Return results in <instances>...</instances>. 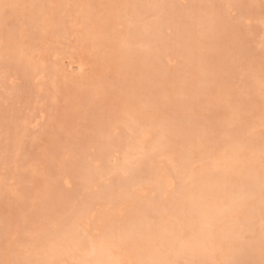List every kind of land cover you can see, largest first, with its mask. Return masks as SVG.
I'll list each match as a JSON object with an SVG mask.
<instances>
[{
    "label": "rangeland",
    "instance_id": "obj_1",
    "mask_svg": "<svg viewBox=\"0 0 264 264\" xmlns=\"http://www.w3.org/2000/svg\"><path fill=\"white\" fill-rule=\"evenodd\" d=\"M31 1L32 0H0V12L2 11L3 14L2 15L0 13L1 14L0 15V46H1L0 66L2 65L8 66L7 70L10 72V76H11L10 80H12L16 85L12 98H7L5 100L3 97H0L1 99L0 120L3 122L4 125V128L0 131V264H17V263L36 264V260H37V264H45V263L50 264L51 261L49 262V259H51V255L53 253V248H54L53 245L56 246L57 244L59 247L66 248V249L64 248V251L62 250V253L66 254L64 255V257H68V260L70 261L68 264H75V263L80 264L79 262L81 261V259H78L79 261H77V259L74 260V258H72L73 255L71 257V255L68 253L70 257L67 256V252L72 251L71 252L72 254L78 252L77 255L82 257V255H84L85 253L82 255L81 253L82 251H84V249H85L84 252L87 251V245L89 244L91 245L93 241L101 240L98 237L99 235L101 236L102 234L101 238L103 240L106 233L110 232V231L107 232L108 230H111L112 235L113 232L115 234H118L119 231H117L116 233L115 229H118L121 223L124 224L127 221L130 223L136 222L135 224L137 226V231L140 230V232L144 231L146 228L147 229L150 227L153 228L154 224L159 220V218L157 219V215H156L157 211L155 212L154 210L155 214L154 213L152 214L153 210L150 211L151 216L149 213L150 216L149 218L142 217V213H141L142 206L140 203L142 202L148 203L149 200V202L153 201L152 204H155L157 202L155 204L157 205L156 207L157 209L164 208L165 204L166 206L170 204V200L173 199V195L174 196L178 195L177 192L179 191L180 188L184 187V183L187 182L189 186L194 185L193 179L192 177L188 176L187 171L186 173L185 171L184 173L182 172L179 173L180 172L179 171L173 174L175 185L174 188L171 190V193H169V195L163 193V190L156 189V186L154 184L151 183L149 184V182L151 181L149 179V175L151 174L150 169L152 167L147 168V165L149 167V165L153 163L154 158L151 157L153 158L151 160L150 157L147 155L145 157V158L149 157L148 162H146L147 165L144 166L145 168L142 167L144 171L143 170L142 172L140 171L141 173H139L140 177L138 179L133 180L131 179V176L129 177V175L125 173L118 172V174H116L112 172V169L115 167L114 165H116L115 164L116 161L117 163H120V161L116 157L117 154L119 157H123L121 155L122 153L124 154L126 152L125 148L128 146L132 147L131 145L134 144H131V142L133 143L137 142L136 141L137 134L134 132V130L132 133V129H130L129 126L125 125L127 124L126 120L128 118V115H125V113L127 112L132 111L131 114L137 113L140 115V117L143 115L142 117L146 118L145 113L147 111V115L150 114L147 116V117L150 116L149 119L146 118L148 120V123L154 121V119L156 118L155 120H159V121L164 120V123L166 122L167 125H169L170 122L169 120L172 117H173L172 119L173 121L171 120L172 123H174L175 120L177 122V120L180 118L177 116L178 114L179 115L181 114L179 113V111L187 112L184 115V118L181 117L182 119H180L179 123L180 124L182 123L181 124L182 127L179 124V128H177L178 132L177 130L174 131V129H172L170 126L167 129L168 126L166 127V124H164L163 122H161V124H164L162 125V127L160 123H156L157 127L155 124L153 126L154 129L157 130L152 129L151 138H153L154 140L150 139L152 140L151 142H154L155 138L156 140L159 137L165 138L164 132H167V130H168L167 133L171 131L168 134V136L173 135V133L176 134L175 136L176 139L173 140L175 143L171 142L172 140L170 139V136L165 138L166 140L167 138H169L168 141L171 140L170 142H168V145L173 143L172 144L173 146L171 147L175 149L174 150L170 148V146H168L169 149H171L169 150L170 151L169 154L162 155L165 154L163 153L166 151L165 149H168L167 145L165 149H162L161 151L152 150V153H150L151 150L149 149L145 150V153L151 155L155 154L154 151L155 152L157 151V153L159 151V155L158 154H155L156 156L154 155L156 159L157 160L162 159V161H165V163L169 165H171V163H174V161H176L177 159H179V162H181V159H183L184 154H187L190 159V161L186 163V165L189 164L187 165L188 167L192 162L195 164H192L190 167H197V165L199 166L201 164L198 163L204 160L206 162L207 161L210 162L211 160L210 158L207 157L208 154L206 153V150L210 149L211 146H213L212 148L213 151L216 152L222 149L224 150V148H222L223 141L221 140H226V139L231 140L233 136L231 137L230 131L235 130L234 129L235 127L242 125V123L244 124L245 121L246 123H248V124L245 123L248 134L246 133L244 134V132L246 131L245 128V131L243 130L244 132L242 133L243 136L245 135L246 137L247 135H249V133L250 135L252 134V136L253 134L254 135L257 134L256 135L257 141L253 142L254 144L253 147L258 148L259 143L263 144L264 142V86H263L264 85L263 84L264 82L263 81L264 80V0H237V1L236 0H230V1L229 0H173L174 4L173 2H170L172 0L170 1L159 0L160 3L161 1L162 3L170 2L166 9L167 11L166 10L163 11L166 7L162 8L163 10L161 9L162 12L159 8L160 10L159 12L161 14L157 12L158 11L157 6H160L161 4L157 3L155 7L150 2L152 0H134V1L132 0H82V1L72 0L68 3L69 5L67 3H64L65 5H63V7L65 10L67 9L73 10L74 11L73 13L74 14L77 13V15L74 14L73 16L69 15L67 14V11H64L63 14L61 13V11H59L60 13L56 11V14L58 15L55 14L56 16L53 21L54 23L52 22V20H50L44 24L42 22H39L37 26L33 24L31 21L30 15L33 4L31 3ZM71 2L74 4L78 3V6L74 4L72 5ZM134 2L135 4L136 3L138 5L140 4L139 5L140 12L138 13V15L135 14L136 11L132 5ZM45 4H47L46 6L50 8V3H45ZM66 4L68 5L67 8H66ZM70 5H72L71 6L72 8L70 7ZM79 5L80 6L83 5L82 7H80L81 9H78ZM193 6L197 8V11L196 9H193L194 8ZM150 7H153L152 9H156L155 11L158 14L155 12L156 14L154 15V12L151 11ZM83 8L87 12L84 13ZM81 12H83L82 15ZM93 13L95 16L93 15V18L92 17L90 18V16H92ZM132 15L134 19L137 18L136 17L137 15L139 17L141 16V19L143 18L142 20L143 21L145 20V22L147 23L150 22V24H152L154 22L157 27H160L158 28V30H160V32L162 30V33L163 32L165 33L162 36L166 37L164 38L167 41L166 45L168 46L172 42L170 45V51L168 50L169 47L167 49L165 48L166 50L163 49L165 50L164 52H166L164 53L165 56L162 53V55L159 54L160 57H158L156 51L159 49V46H156L155 43L154 44L152 43L150 45V48L151 46L157 48L156 49L151 48L152 49L151 50L147 46V44H144L146 42H143V40L140 42L139 40L140 37L137 39L132 38L131 41L132 45L131 44L130 45L133 46L134 48L132 47L133 50L131 51H128L131 48L130 45L125 47L126 51L123 50L125 49L124 47H122L121 50L120 49L121 47L117 48L116 45H114L113 48V44L115 43L113 41L115 39L114 38L115 34H121L122 32H123L122 34L124 33L126 34L127 32H125V30L127 29L126 31H128V29L130 30L131 28L132 31L135 33L137 27L139 29L140 27L142 28V26L140 25L141 23L135 24L136 27L133 23H131L130 20L132 18ZM202 15L204 16L206 15L205 17L213 20V21L210 20L211 21L210 23V21H208L207 19L209 23L208 26H210L208 27V29H206L207 27L205 28L204 27L205 25L202 24L203 20H206V18H204V16ZM212 15H215L214 19ZM218 15L222 18L220 17L218 18L217 17ZM58 16L61 19H59ZM85 16H87L86 19ZM155 16L156 18L161 17V19L158 18L157 21ZM57 18H58V22H56ZM146 18L148 19V21H146L147 20ZM91 19L92 20L95 19V21H92ZM218 19L220 21L222 19V21L218 22ZM80 20L81 21L85 20V22L83 21L82 23ZM79 21L81 22L80 25L78 24L80 23ZM173 21L177 26L174 24ZM84 23L86 24V26H89L90 23H92V25H90L89 27L92 28L93 26L92 28L93 30H97L99 28L98 30L102 32V36H99V34L101 35V33L99 32L98 37L96 36L97 38L96 37L92 38L90 35L96 34V32L94 31L91 32L92 31L91 29H89L90 31L88 30L90 32L88 34L89 36L85 34L88 32H81L86 29V27L83 26ZM128 23L129 26L130 24L132 25L130 26L131 28L127 25ZM217 23L219 24L216 30H213L215 28L211 26L212 25L214 26ZM48 25L50 26V28H47ZM55 25L56 28H53ZM78 25L79 27H77ZM81 25L83 28L81 27ZM95 26L97 27L96 29ZM114 26L115 28H113ZM109 28L110 30H108ZM150 28L151 30H153L152 27ZM150 28L149 29L146 28L147 30L145 28H142L143 30L141 29L140 31L143 32L145 29V32L146 31L149 32L151 31ZM114 29L117 31V33H115ZM139 29H137L136 31H139ZM111 30L114 31V33ZM77 31L80 32V35L81 34L83 35H81L80 37L79 34H77ZM112 33L114 35H112ZM204 33L208 35H205ZM178 35L186 39V44L184 42V39L178 40L181 39L180 37L177 39ZM168 36L171 42H168L169 41ZM173 36L175 37V40H173L174 39ZM206 36L208 37L206 38ZM135 39L136 42H133L135 41ZM203 39L204 40L208 39L206 41V45H208V43L209 44L211 43V45L208 46L210 48H216L217 51L213 52L211 49L212 52L210 53L209 47H206L208 48L209 51L207 52L210 53L211 55H209V59L207 58L203 63L204 67H202L203 64L199 62L202 66L200 65V68H198L199 66H197L198 64L196 65L195 61L199 55L196 56V54H198L200 51L204 49L203 46L205 45L204 43L205 41ZM180 41L181 43L182 42L184 43L181 44ZM144 45H146V47L149 48L152 53L150 55V59L147 58L148 60H143L144 53H147L144 51H149V49H147ZM9 47L15 49L16 53H14L12 50L9 51L10 49ZM128 47L130 48L127 50ZM200 47L201 49L199 50L198 48ZM195 48L197 50L196 52L199 51L198 53L193 52L194 50L192 49ZM187 49H189L191 52ZM120 50L122 52L123 51L125 52H123V54L119 53L121 52ZM184 50L189 51L192 54L191 59H188L189 61L183 54ZM204 50L206 51V49ZM139 51L141 52V57L138 59H140L141 61H138L140 62L138 64V62L135 60L137 62L136 66L140 65L141 67L143 63L144 64L147 63V66L150 67L151 65H153L152 63L154 64L156 63L157 65H159L158 69L160 70L158 71V69H154L152 67L150 73H154L157 77L159 75L160 79L162 78L163 75L162 81H160L159 79L155 78L154 75H152L154 76L156 83L158 85H153L155 83L151 82L153 81L154 78L148 81V85H151L152 89L155 88V86L156 89L159 88L157 92L155 91V93H157L156 97H154V95H152V97L150 96L152 99L155 98L154 103H156V101H159V104L158 103L154 104L152 103V101H150L149 96L147 94L148 88L145 89L146 86L144 88L145 85L144 82H143L144 85L140 84L141 80L144 81L142 79L144 78L143 76L142 78H140L142 67L141 68L137 67L138 69H140V72H138L139 70L130 69L132 68L130 64L131 62L130 56L134 55L133 56L134 58L135 54L137 55L140 53ZM113 52L115 54H113ZM203 52H201L200 54L201 58L204 57L202 56ZM215 52L217 56L215 55ZM19 53H22L20 55L22 58L18 56ZM226 53L229 56V58H226L227 56H224ZM125 55H127L128 58H126ZM218 56L220 57L219 59L216 58ZM221 56L226 59L223 58L221 59ZM29 57H31V59ZM101 57L103 61L101 60ZM114 57H116L117 60ZM119 57L120 59H118ZM122 57H124L125 59ZM26 58L27 59L29 58L31 60L32 65L38 64V62L39 63L44 62L46 63L47 67L50 66L48 67L50 73L48 74L46 81L40 84L35 83L34 80H31V78H29L28 75L25 73V70L23 69L25 67H20V69L15 70L17 69L18 65L26 66V64H28L27 63L28 60ZM126 59L128 60L127 62L130 66L127 65L126 62L124 63V65H122ZM80 60L84 63L83 64L85 66L84 70L87 71L83 73L82 70H78L77 72V70L74 71L75 68H72L73 73L74 72L75 73L71 74L70 73L71 67H69L68 69V67L66 68L65 65H67L69 61L80 62ZM157 61L159 62V64L157 63ZM220 62L223 65H221ZM63 63H64V67H61L63 66L62 65ZM186 64L189 65L187 66ZM207 64L209 65L210 68H212L213 72L212 70H208L209 67L207 66ZM216 64H218V66H216ZM56 67L57 68L60 67V69H57ZM216 67L217 68L221 67L220 68L221 71L219 72V70H217ZM63 68H66L68 72H66V70L64 71ZM53 70H55V74ZM177 70H179V73H177L178 72ZM60 71L61 72L63 71L65 73L62 72L61 74ZM181 71L182 73H180ZM210 71L214 74V76L213 74L212 75L210 74L211 73ZM169 72L170 74H168ZM183 72L185 74H183ZM85 73L86 76L88 77L83 76L85 75ZM94 73L97 74L94 75ZM131 73L135 75V77L131 76L133 79H131L130 77V75H132ZM79 74L82 76H80ZM97 75L99 76L98 78ZM167 75L169 76V78H167L168 77ZM82 77L85 79H82ZM183 77H186L185 80H182L184 79ZM70 78H72L73 80ZM200 79L202 80V82ZM256 79H258L260 82L258 80L256 81ZM178 83H180L179 84L180 88L178 86ZM120 85L122 86V89L120 88ZM200 89L201 90L203 89L204 92L201 91ZM198 90L200 93L197 92ZM226 90H229L228 94H226L227 93L225 92ZM189 92L190 94H188ZM186 93L189 96H187ZM179 95L181 99H179ZM133 97L135 98L137 97L139 100L138 99L136 100ZM187 97L190 98L187 100ZM235 97L238 98V100H240L239 97H241V99L247 97L246 100H249L248 102L251 101L250 105L245 107L244 105H246L247 103L244 104L239 101L237 102V99H235ZM133 99L136 100L135 103L134 101H131ZM159 99L160 100L162 99L163 103L162 102L160 103ZM175 99L177 103L174 104L173 106V103H175V101L173 100ZM182 99L188 101V103L179 101ZM232 99L234 100V102ZM213 100L215 101V103L213 102ZM41 101L43 102L41 103ZM164 101L166 102V105ZM169 101H172V104L171 103L167 104ZM180 102H181V106L179 107ZM116 103L117 105L115 108L119 109L120 107H122L121 109H119L120 111H122L121 113L117 109L119 111V113L117 114L118 115L121 114L119 115L118 118L120 119L122 118L121 119L122 123L120 122V120H117L116 118H110L111 116L109 117V115L114 114L112 112L115 111L116 113L117 110H114L115 109L114 106ZM184 103L188 104L189 106L188 108L190 110L187 111L184 109V107L182 106L184 105ZM237 103H241V104L237 105ZM129 104L131 105L135 104L134 106L130 105L129 108L131 110L130 109L128 110ZM146 104L148 105V107L147 110L145 111ZM242 104L243 107H241ZM168 105L173 107L171 108ZM126 106L127 109H125ZM221 106L222 107L224 106L223 110ZM237 106H240L239 107L240 110L238 109ZM142 107H144V111L142 110ZM219 107L222 110V113L219 114L220 116L219 115L217 116L218 119L215 118L216 119V125L214 124L216 128L215 130L213 124L210 123V121L212 120H208L206 118L207 115L213 114L214 108L220 110L218 109ZM123 109L128 111L125 112L124 110L123 112ZM176 112H178V114ZM108 113L110 114L108 115ZM107 115L109 119L106 118ZM99 116L101 117L100 119H98ZM117 116L115 115L114 117ZM186 116H188L187 117L188 119L185 118ZM241 117L246 118V120L244 121V118H242L243 120L241 121ZM189 118L191 120L194 119V121H191ZM138 119L140 124L141 123L145 124L144 120L140 119L139 117ZM33 120L34 121L36 120L38 125L34 126V124H30L31 121ZM97 121H99V124ZM139 123L137 124V126L135 125L136 130L137 127L138 129L141 128ZM202 123L204 125H202ZM207 123L208 124L210 123L211 125H207ZM220 125L222 126L220 127ZM186 126L187 127L189 126V128L191 127V129H193L194 131L193 130L191 131V129L190 131L184 129L186 128ZM209 126L210 127L212 126V128H210ZM162 129H166V130H163L162 133ZM181 132H183V134H180ZM108 133L112 134L111 137L114 134H116V136L118 138L120 137V139L122 140H118V139L115 140V138H117L116 136H114L113 138H110L109 136L110 140L106 138L107 141L109 140L110 142L112 139H114L115 142L113 140L111 141L114 142V144L113 143L110 144L109 142L105 141L106 143H104L105 144L104 145L103 143L100 142V138L102 134L103 136L105 134V137H108L107 135ZM167 133L165 136H167ZM105 137H103L104 138L103 140H106ZM256 137L254 138L256 139ZM191 139L194 140L195 142L198 140L197 142L199 144H197V146L194 147ZM233 140H235V138ZM96 141H99L100 144L99 142L97 143ZM166 142L167 141H165V143ZM107 143H108V147L111 146L110 150H108L109 148L106 146ZM115 143H118V145H115ZM217 145H219L218 149H216ZM129 147L127 149H129ZM189 147H191V149H189ZM104 149H105V153H104ZM115 149L116 151H114ZM101 152L103 155L100 154ZM204 152L207 155H205ZM241 152L242 151H240L237 156V158L239 159L242 158V156L244 155V151L242 153ZM104 154L107 156H105ZM262 156L264 160V153L262 154ZM171 159L172 162H170ZM243 159L244 157L242 158V160ZM149 160L152 162H150ZM177 162L178 160L176 161L175 165L179 163ZM107 164H109V166L111 167L109 166L107 167ZM241 164L240 162H237V165L239 166L238 169H240ZM106 167L108 168V170L106 169ZM146 169H148L149 171H147ZM90 172H92L91 176L90 175L87 176V174L88 173L90 174ZM107 172L109 173L107 174ZM101 173L103 174L101 175ZM186 176L188 177V179ZM146 179H148L147 181H149L148 182L149 187L147 186ZM181 179H182V183H181ZM140 181L144 182V184L146 183L145 186H147L148 189L147 188L144 189V186L142 185L143 183H141ZM180 183L183 184V186H181ZM123 185L126 187H123ZM140 185L142 188L140 187ZM177 186L180 188H178ZM105 188L107 190H110L111 193L113 191H115L116 193L119 192L121 199L118 200L115 198L113 199L114 196H111V199H113V201H110L111 199L109 200L110 197H105L106 199L108 198L109 202L106 201L105 198L102 199V197L104 196L103 191L105 190ZM135 188L144 190V193L139 196V200L143 198V201L141 200L140 202L139 201L135 202L130 197V194ZM123 189L126 190V194H124ZM156 192L158 196L156 195ZM155 195L157 198L155 197L154 200ZM166 195L168 196L165 197ZM98 196L101 199H99ZM96 197L99 199V202L96 201L98 200L96 199ZM125 197L128 198V200H125L126 199ZM144 197L146 199H144ZM156 199H158V201H156ZM167 201L169 202L168 205H167ZM93 202L99 203L97 207L99 211L97 213L98 214L97 216L100 215L101 217H97V218H102V219H100V221L93 219L91 221L92 225L90 224L91 226H89L88 229L87 226H85L83 222H82L83 224L79 222V220L83 219L84 217L83 221H86L89 212L88 211L87 213L85 212L86 210H88L85 207V205L87 203H93ZM108 207H110L111 209L114 208L122 209V213L117 214V212L113 211L111 215L107 216L106 209ZM111 216L112 217L114 216V218H112ZM259 217L260 215H257L256 218L255 217L254 219L252 218L253 223L254 221H258L259 223V221H261ZM103 218L106 220H104ZM75 219H79V220L75 221ZM95 220L97 221V223ZM162 220L163 219L161 218L158 222L160 228L165 223ZM102 221H105V223L107 222L106 223L107 225L104 224V222ZM128 222L127 224H129ZM108 223L109 225H111V223L114 224L110 227ZM116 223H118L119 225H116ZM260 223L262 225V221ZM260 223L258 224V226H256L258 231H262L264 229L263 227H261ZM64 224L66 228L64 227ZM66 224L69 227L66 226ZM254 224H256V222ZM94 226L95 228H92ZM105 226L108 229L106 228L101 229V227H105ZM60 227L61 228L64 227L63 228L64 231H62ZM67 227L70 230L67 229ZM260 227L262 230H260ZM59 230L62 231L63 234L59 232ZM71 230H77V232L81 235L77 234V237L74 236L75 238H72L73 234L75 233L74 232V233H70L69 235L71 239H67L66 237H64L65 235L64 233L67 232L69 233V231ZM79 230H81L83 234ZM258 231L257 233L256 232L252 233V231H250L243 234L245 236H243L242 238L243 241L241 240V242L247 244L249 251L248 252L243 251V254H241V257L237 261V264H264V249H261V252L257 255L256 253H258V251L257 250H256L257 252L252 251V248L250 246L252 244L251 243L252 239H254L253 235H259ZM58 233L61 236V238L59 236L56 237ZM54 237L56 238L54 239ZM115 237L112 236V239L109 236L105 237V239L107 238L108 240L111 241V242L108 241L107 243V239H106L105 240L106 243L109 245L110 242L111 247H113L112 243L116 239ZM260 238H262V240L264 241V236H261ZM61 240H63V242ZM66 240H68L69 244L66 243ZM79 240L81 242L85 240L84 242L86 243L84 245V243L82 242L84 245V247L82 246L83 248L82 250L79 248V246H81L82 244L81 243L79 245L78 243ZM50 241L53 243L50 244L51 243ZM64 241L66 244L71 246L70 249H69L70 246L63 244ZM158 241L157 239H155V241L154 240L151 241V244L154 245L153 246L154 249H156L157 251H159L158 249H160V251H162L164 247L165 249L167 248V244H168L167 241H164L166 243L165 244L166 246H163L164 242H158ZM255 241L256 239L253 242ZM46 242H48L45 246L46 250H48L47 247L50 246H51L50 249H52L50 258L48 254L50 250H48V253L46 250H44L45 253L42 254L43 247ZM115 242L116 241H114V245H116ZM59 243L61 246L59 245ZM70 243L73 245H71ZM65 250L67 251L66 253H64ZM206 254H208V252H206ZM46 256L47 259H45ZM183 257L184 259H182L181 262L180 260H178L179 263L177 264L180 263L187 264L188 260L191 259V257L189 259V256L186 254L185 256L183 254ZM19 259H21V261H18ZM45 260L46 262H44ZM52 261H53L52 264L57 263L54 260ZM210 261L211 260H209V262ZM213 261L216 262V260ZM215 262L213 264H215ZM59 264H61V262H59Z\"/></svg>",
    "mask_w": 264,
    "mask_h": 264
},
{
    "label": "bare ground",
    "instance_id": "obj_2",
    "mask_svg": "<svg viewBox=\"0 0 264 264\" xmlns=\"http://www.w3.org/2000/svg\"><path fill=\"white\" fill-rule=\"evenodd\" d=\"M70 1H72V0H54V1H52V0H50V1H48V0H32L31 1V3H33L32 4V8H31V21H32V23L33 24H35L36 26L38 25V23L39 22H42L43 24L44 23H47L48 21H50V20H52V22L54 21V19H55V16L56 15H58V14H56V11L58 12V13H60L59 11H61V13L63 14L64 13V11H67V14H69V15H72L73 16V10H70V9H67V10H65L64 9V7H63V5H65L64 3H69ZM82 1V0H81ZM132 1H134V0H132ZM168 1H170V0H168ZM230 1V0H229ZM237 1V0H236ZM74 2V1H73ZM151 3H152V5H154L155 7H156V5H157V3H160L159 2V0H152V1H150ZM165 2V1H164ZM170 2H173V0L172 1H170ZM170 2H168V3H162V1H161V5L160 6H157L158 7V13L159 14H161L159 11L162 9V8H164V7H166L163 11H165L166 9H167V7H168V5H169V3ZM239 2V1H238ZM38 3V4H37ZM45 3H50V8H48L46 5L47 4H45ZM72 3V2H71ZM148 3V2H147ZM66 4V8H67V6L69 5H67ZM74 3H72V5H73ZM137 4V3H136ZM135 4V2L132 4L133 5V7H134V9H135V11H136V13L135 14H137L138 15V13L140 12V4L138 5H136ZM145 4V3H144ZM149 4V3H148ZM173 4H174V2H173ZM197 4V3H196ZM195 4V5H196ZM29 5V4H28ZM72 5H70V7L72 6ZM74 5H77L78 6V3H75ZM150 5V4H149ZM215 5V4H214ZM239 5V4H238ZM10 6V5H9ZM31 6V5H30ZM77 6H75V7H77ZM83 6V5H82ZM82 6H80L79 5V8L78 9H81L80 7H82ZM58 7V8H57ZM70 7H68V8H70ZM194 7V6H193ZM198 7V6H197ZM222 7V6H221ZM72 8V7H71ZM87 8V7H86ZM132 8V7H131ZM148 8V7H147ZM153 7H150V9H151V11H153L154 12V15L157 13L155 10L156 9H152ZM159 8H160V10H159ZM215 8V7H214ZM49 9V10H48ZM146 9V8H145ZM193 9H196V11H197V8H193ZM162 10H161V12H162ZM209 10V9H208ZM80 11H82V10H80ZM80 11H79V13H80ZM167 11V10H166ZM195 11V10H194ZM4 12V11H3ZM83 12L85 13V12H87V11H85V9L83 8ZM83 12H81V15H82V13ZM149 12V11H148ZM156 12V13H155ZM208 12V11H207ZM211 12H213V11H211ZM210 12V13H211ZM1 14H2V11L0 12ZM143 13V12H142ZM157 13V14H158ZM217 13V12H216ZM0 14V15H1ZM56 14V15H55ZM61 14V15H62ZM150 14V13H149ZM172 14V13H171ZM174 14V13H173ZM3 15V14H2ZM74 15H77V13H75ZM93 15H94V13L92 14V16H90V18L92 17L93 18ZM136 15V17L137 18H133V15H132V18H131V23H133L134 25L135 24H138V23H141L140 25L142 26V28H147V29H149L150 27H152V29L153 30H151V28H150V30L151 31H146L145 32V29H144V31L142 32V31H140L142 28L140 27V29L137 27V29H139V31H136L135 30V33L132 31V28L130 27V26H132L131 24H130V26H129V23L127 24L131 29L129 30L128 29V31H126L125 30V32H127L126 34L124 33V34H113L114 33V31H115V33H117V31L114 29V31H112L113 33H112V35H114V44H113V48H114V45H116V47L117 48H120L121 50H122V47H126V46H128V45H130L131 44V41H132V38H142V39H140L139 38V40H140V42L143 40V42H146V43H144V44H147V46L150 48V45L153 43H155L156 44V46H159V51L161 52H159L158 50L156 51L157 52V55H158V57H160L159 56V54L160 55H162V53H163V55H164V53H166V52H164L168 47H169V51H170V45H171V41H170V38H169V36H168V42H171L168 46L166 45L167 44V41L164 39V38H166V37H164V36H162L163 34H165L164 32L162 33V30H161V32H160V30H158V28H160V27H157L156 26V24L153 22H151L152 24H150V22L149 23H147V22H145V20L143 21L142 19H141V16L139 17V16H137ZM170 15V14H169ZM88 16V15H87ZM87 16H85V19H86V17ZM95 16V15H94ZM98 16V15H97ZM142 16H143V14H142ZM151 16V15H150ZM152 16H153V14H152ZM198 16H199V14H198ZM202 16H204V15H202ZM206 16V15H205ZM204 16V18H206V20H203V22H202V24L203 25H205L204 27L206 28V29H208V27H210V26H208L209 25V23H208V21H213L212 19H208L207 17H205ZM213 16V19H214V17H215V15H212ZM59 17V16H58ZM74 17H77V16H74ZM120 17V16H119ZM149 17V16H148ZM218 18L220 17L219 15L217 16ZM84 18V17H83ZM155 18H156V16H155ZM158 18H160L161 19V17H157L156 19H157V21H158ZM220 18H222V17H220ZM59 19H61L60 17H59ZM147 19V18H146ZM207 19H208V21H207ZM92 20V19H91ZM74 21H77V20H74ZM73 21V22H74ZM81 21V20H80ZM79 21V22H80ZM83 21L85 22V20H82L81 22L83 23ZM92 21H95V19L94 20H92ZM129 21V20H128ZM146 21H148V19L146 20ZM150 21V20H149ZM153 21V20H152ZM155 21V20H154ZM172 21V20H171ZM175 21V20H174ZM173 21V22H174ZM200 21V20H199ZM211 21H210V23H211ZM215 21H216V19H215ZM221 21H222V19H221ZM219 19H218V22H221ZM56 22H58V18H57V21ZM55 22V23H56ZM81 22L80 23H78L79 25L81 24ZM176 22V21H175ZM175 22H174V24H175ZM54 23V22H53ZM61 23V22H60ZM97 23V22H96ZM103 23V22H102ZM105 23V22H104ZM208 23V24H207ZM214 23H216V22H214ZM52 24V23H51ZM95 24V23H94ZM202 24H200V25H202ZM218 24L219 23H217V24H215L214 26L212 25L211 27H213V28H215V29H213V30H216V28H217V26H218ZM41 25V24H40ZM54 25V24H53ZM52 25V26H53ZM79 25L77 26V27H79ZM90 25H92V23H90ZM89 25V26H90ZM176 25V24H175ZM174 25V26H175ZM49 26V25H48ZM47 26V28H50V26L48 27ZM83 26H85L86 27V31L84 30V31H81V32H88V33H85L87 36H89L88 34L90 33L89 31V29H91L92 31L91 32H96V34H91L90 36L92 37V38H94V37H98V34H99V32H100V30H93L92 28H93V26H92V28H90L89 26H86V24L84 23V25ZM128 26H127V28H128ZM177 26V25H176ZM81 27H82V25H81ZM80 27V28H81ZM89 27V28H88ZM106 27V26H105ZM135 27H136V25H135ZM204 27H202V28H204ZM52 28V27H51ZM53 28H56V25L53 27ZM83 28V27H82ZM97 27L95 26V29H96ZM113 28H115V26L113 27ZM107 29V28H106ZM146 29V30H147ZM78 30H79V28H78ZM81 30H83V29H81ZM89 30V31H88ZM108 30H110V28L108 29ZM143 30V29H142ZM178 30V29H177ZM199 30H201V29H199ZM204 30V29H203ZM211 30V29H210ZM102 31V30H101ZM123 31V30H122ZM207 31H209V30H207ZM133 32V33H132ZM215 32V31H214ZM101 33V35L99 34V36H102V32H100ZM106 33V32H105ZM108 33V32H107ZM132 33V34H131ZM162 33V34H161ZM177 33H178V31H177ZM181 33V32H180ZM179 33V34H180ZM77 34H79V36L81 37V35H83V34H81L80 35V32H78L77 31ZM182 34V33H181ZM205 34V33H204ZM85 35V36H86ZM92 35H94V36H92ZM205 35H208V34H205ZM142 36V37H141ZM182 36V35H181ZM185 36V35H184ZM209 36H211V35H209ZM214 36V35H213ZM96 37V38H97ZM108 37H109V35H108ZM174 37V36H173ZM180 36L178 35L177 36V39L179 38ZM194 37H195V35H194ZM203 37V36H202ZM208 36H206V38H207ZM76 38H77V36H76ZM86 38H88V37H86ZM181 39H178V40H182V39H184V38H182V37H180ZM112 39V38H111ZM136 39H135V41H133V42H136ZM172 39V38H171ZM176 39V40H177ZM188 39V38H187ZM210 39V38H209ZM173 40H175V37H174V39ZM204 40V39H203ZM208 40V39H207ZM207 40H204L203 42L205 43V45H206V41ZM84 41V40H83ZM157 42V43H156ZM177 42V41H176ZM175 42V43H176ZM184 42H185V44H186V39H184ZM184 42H182V43H184ZM211 42V41H210ZM180 43H181V41H180ZM181 43V44H182ZM188 43V42H187ZM201 43H202V40H201ZM204 43H203V45H204ZM15 44V43H14ZM100 44V43H99ZM189 44V43H188ZM97 45V44H96ZM132 45V44H131ZM130 45V46H131ZM198 45V44H197ZM203 46V48L204 49H206V51L203 49L202 51H198V52H196L197 50H196V48L195 49H192V50H194L193 52H196V53H198V54H196V56H198L197 58H196V61H195V63H196V65L197 66H199L198 68H200V65L201 64H203L204 62H205V60L208 58L209 59V55H211L210 53L213 51H217L216 50V48H210L208 45H211V43L209 44L208 43V45H206V46ZM145 47H146V45H144ZM1 47V46H0ZM10 47H12V46H10ZM9 47V48H10ZM112 47V46H111ZM133 46H131V48L130 47H128L127 48V50L130 48V50H128V51H131V50H133V48H132ZM199 47V46H198ZM206 47H209V49H210V53H208L209 51H208V48H206ZM8 48V49H9ZM147 48V47H146ZM145 48V49H146ZM149 48H147V49H149ZM151 48H153V49H156V48H154V46H151ZM150 48V49H151ZM166 48V49H165ZM185 48V47H184ZM189 48V47H188ZM22 49V48H21ZM20 49V50H21ZM150 49H149V51H144V52H147V53H144V58H143V60H148L147 58H149L150 59V55L152 54L151 53V51H150ZM163 49H165V50H163ZM190 49V48H189ZM189 49H187V50H189ZM199 50L201 49V47L200 48H198ZM211 49H212V51H211ZM215 49V50H214ZM218 49V48H217ZM5 50V49H4ZM10 50H12L14 53H16V50L15 49H13V48H10L9 49V51ZM24 50V49H23ZM22 50V51H23ZM120 50V51H121ZM123 50H125L126 51V48L125 49H123ZM139 50V49H138ZM152 50V49H151ZM167 50V51H168ZM220 50V49H219ZM222 50H224V49H222ZM221 50V51H222ZM19 51V50H18ZM22 51H20V52H22ZM125 51H123V52H125ZM141 51V50H140ZM139 51V52H140ZM154 51V50H153ZM190 51V50H189ZM189 51H186V50H184V52H183V54H184V56L187 58V60L188 59H191V51L189 52ZM203 51H205V52H203ZM208 51V52H207ZM123 52L121 51V52H119V53H122L123 54ZM133 52V51H132ZM132 52H130V53H132ZM137 52V51H136ZM150 52V53H149ZM159 52V53H158ZM201 52H203V54H202V56H204V57H200V54H201ZM9 53V52H8ZM128 53V52H127ZM126 53V54H127ZM169 53V52H168ZM171 53V52H170ZM219 53V52H218ZM22 53H19L18 54V56H20ZM24 54V53H23ZM55 54V53H54ZM113 54H115L114 52H113ZM223 54V53H222ZM4 55V54H3ZM10 55V54H9ZM121 55V54H120ZM128 55V54H127ZM127 55H125V57L126 58H128L127 57ZM169 55V54H168ZM215 55H216V52H215ZM219 55V54H218ZM220 55H221V53H220ZM1 56V55H0ZM24 56V55H23ZM29 56V55H28ZM123 56V55H122ZM134 56V55H133ZM133 56L131 55L130 57H131V59H130V64H131V67L132 68H130V69H135V70H139L138 72H140V69H138V68H141L142 67V69H141V77L140 78H142V76L144 77V78H142L144 81H142L141 80V83L140 84H142V85H144V88H145V86H146V88L145 89H147L148 88V92H147V94H148V96H149V99H150V101H152V103H154V101H155V98H151L152 97V95H154V97H156L157 95V93H155V91L157 92L158 91V89L159 88H157L156 89V86H155V88H153L152 89V87H151V85H148V81L149 80H151L152 78H154V76H155V78H157V79H159L160 81H162V78H163V73L161 74L162 75V78L160 79L159 78V75H158V77L154 74V73H150L151 72V70H152V67L154 68V69H158L159 68V65H157L156 63L154 64V63H152L153 65H151L150 67L149 66H147V63L146 64H144V66H143V64H142V66L140 67V65L139 66H136L137 65V62L138 61H141L140 59H138V58H140L141 57V52L139 53V54H135V57L133 58ZM155 56V55H154ZM165 56V55H164ZM217 56V55H216ZM224 56H227L226 58H229V56L227 55V53L224 55ZM4 57V56H3ZM21 57V56H20ZM162 57V56H161ZM201 59H200V58ZM19 58V57H18ZM22 58V57H21ZM30 59H31V57H29ZM27 59L28 60V64H26V66H21V65H18L17 66V69H15V70H18V69H20V67H25V68H23L24 70H25V73L28 75V77L29 78H31V80H34V82L35 83H37V84H40V83H43L44 81H46V78L48 77V74L50 73L49 72V68L48 67H50V66H46V63H44V62H38V64H31L32 62H31V60L30 59ZM35 58V57H34ZM115 59H116V57H114ZM122 58H124V57H122ZM121 58V59H122ZM199 58V59H198ZM216 58H220L219 56L218 57H216ZM223 57L221 56V59H222ZM226 58H223V59H226ZM25 59V60H26ZM36 59V58H35ZM118 59H120V57L118 58ZM125 59V58H124ZM133 59V60H132ZM138 59V60H137ZM43 60V59H42ZM64 60V59H63ZM101 60H102V57H101ZM117 60V59H116ZM137 62H136V61ZM142 60V61H143ZM33 61V60H32ZM47 61V60H46ZM103 61V60H102ZM128 60L126 59L124 62H123V64H122V62H121V64L122 65H124V63L126 62L127 63V65H129L128 64V62H127ZM189 61V60H188ZM218 61V60H217ZM23 62V61H22ZM64 62V61H63ZM66 62V61H65ZM199 62H201V64L199 63ZM206 62H208V61H206ZM35 63H36V60H35ZM140 62H138V64H139ZM157 63L159 64V62L157 61ZM186 63H187V61H186ZM188 63H190V62H188ZM221 63V62H220ZM220 63H219V66H220ZM227 63V62H226ZM22 64V63H21ZM61 64V63H60ZM84 63L80 60V62L79 61H69L68 62V64L67 65H65V67L67 68L68 67V69H69V67H71L70 68V70H71V74H74L73 73V69L72 68H75L74 69V71L75 70H77V72H78V70H82L83 71V73L84 72H86L87 70H84V65H83ZM133 64V65H132ZM23 65H24V63H23ZM63 66H61V67H64V63L62 64ZM121 65V66H122ZM126 65V66H127ZM146 65V66H145ZM187 65V64H186ZM189 65V64H188ZM187 65V66H188ZM195 65V64H194ZM221 65H223L222 63H221ZM57 66V65H56ZM130 66V65H129ZM197 66H195V67H197ZM202 66V65H201ZM207 66L209 67V65L207 64ZM216 66H218V64H216ZM7 67L8 66H5V65H2V66H0V97H3L5 100L7 99V98H12L13 97V92H14V90H15V84H14V82L12 81V80H10V72L7 70ZM138 67V68H137ZM202 67H204V64H203V66ZM225 67H226V65H225ZM57 68V67H56ZM66 68H63V70L65 71L66 70ZM137 68V69H136ZM188 68V67H187ZM221 68V67H220ZM220 68L218 67H216V69L217 70H219V72L221 71L220 70ZM57 69H60V67L59 68H57ZM164 69V68H163ZM189 69V68H188ZM208 69V68H207ZM223 69V68H222ZM132 70V71H133ZM160 69H158V71H159ZM181 70V69H180ZM197 70V69H196ZM208 70H212V68H210L209 67V69ZM207 70V71H208ZM224 70V69H223ZM54 71V74H55V70H53ZM126 71V70H125ZM178 71V72H177ZM176 72L177 73H179V70H177ZM15 72V71H14ZM61 72V71H60ZM63 72V71H62ZM62 72H61V74H62ZM66 72H68L67 70H66ZM81 72V71H80ZM96 72V71H95ZM153 72H156V71H153ZM171 72V71H170ZM170 72L168 73V74H170ZM185 72V71H184ZM183 72V74H185ZM188 72V71H187ZM209 72V71H208ZM211 72V71H210ZM212 72H213V70H212ZM210 73L211 75L213 74V73ZM214 72H215V69H214ZM217 72V71H216ZM218 72V73H219ZM53 73V72H52ZM63 73H65V72H63ZM82 73V74H83ZM92 73V72H91ZM127 73V72H126ZM180 73H182V71L180 72ZM25 74V75H26ZM69 74V73H68ZM87 74H88V72H87ZM95 74H97V73H94V75ZM132 74V73H131ZM80 75V74H79ZM152 75H154V76H152ZM160 75V76H161ZM195 75H197V74H195ZM70 76V75H69ZM73 76V75H72ZM80 76H82V75H80ZM83 76H86V73H85V75H83ZM131 76H134L135 77V75H130V77ZM168 76V75H167ZM213 76H214V74H213ZM64 77V76H63ZM86 77H88V76H86ZM94 77V76H93ZM99 76L97 75V78H98ZM138 77H139V75H138ZM176 77V76H175ZM193 77V76H192ZM210 77V76H209ZM79 78H81V77H79ZM96 78V77H95ZM155 78L153 79V81H151V82H153V83H155V84H153V85H158L157 83H156V80H155ZM166 78V77H165ZM167 78H169V76L167 77ZM166 78V79H167ZM184 79H182V80H185V78L186 77H183ZM18 79V78H17ZM70 79H72V78H70ZM82 79H85V78H83L82 77ZM131 79H133L132 77H131ZM211 79H213V78H211ZM210 79V80H211ZM73 80V79H72ZM97 80V79H96ZM155 80V81H154ZM158 80V81H159ZM201 80V79H200ZM205 80H206V77H205ZM208 80V79H207ZM258 79H256V81H257ZM263 80V79H262ZM170 81H171V79H170ZM169 81V82H170ZM179 81V80H178ZM255 81V82H256ZM259 81V80H258ZM264 81V80H263ZM117 82H119V81H117ZM143 82H144V84H143ZM150 82V83H151ZM180 82V81H179ZM185 82V81H184ZM201 82H202V80H201ZM260 82V81H259ZM262 82V81H261ZM149 83V84H150ZM161 83H163V82H161ZM206 83V82H205ZM252 83V82H251ZM93 84V83H92ZM122 84V83H121ZM169 84V83H168ZM179 84L180 83H178V86H179ZM258 84V83H257ZM263 84H264V82H263ZM262 84V85H263ZM104 85V84H103ZM115 85V84H114ZM123 85V84H122ZM152 85V86H153ZM181 85H182V83H181ZM209 85V84H208ZM42 86V85H41ZM41 86H40V88H41ZM112 86V85H111ZM212 86V85H211ZM264 86V85H263ZM120 88L122 89V86L120 85ZM179 88H180V86H179ZM207 88V87H206ZM206 88H204V89H206ZM212 89V88H211ZM201 90V89H200ZM224 90V89H223ZM230 90V89H229ZM229 90H226L225 92H227L226 94H228V92H229ZM201 91H203V89L201 90ZM210 91V90H209ZM208 91V92H209ZM212 91V90H211ZM222 91V90H221ZM177 92H179V91H177ZM198 93H200L199 92V90L197 91ZM204 92V91H203ZM206 92V91H205ZM223 92V91H222ZM221 92V93H222ZM258 92V91H257ZM207 93V92H206ZM224 93V92H223ZM254 93V92H253ZM187 94V93H186ZM188 94H190V92L188 93ZM187 94V96H189ZM241 94V93H240ZM246 94V93H245ZM251 94V93H250ZM262 94V93H261ZM185 95V94H184ZM192 95V94H191ZM151 96V97H150ZM181 96H183V95H181ZM191 97V96H190ZM190 97H187V100L190 98ZM134 99H138L137 97L135 98V97H133ZM158 98H160V97H158ZM158 98H157V100H158ZM183 98V97H182ZM240 98V100H238V98H236L235 97V99H237V102L239 101V102H241V103H244V104H246V105H244L245 107H247V106H249L250 105V102H248L249 100H246V98L247 97H244L243 99H241V97H239ZM131 100V101H134V103L136 102V100ZM148 99V100H149ZM172 99V98H171ZM179 99H181V97H180V95H179ZM211 99V98H210ZM1 100V99H0ZM40 100H43V99H40ZM139 100V99H138ZM160 100V99H159ZM215 100V99H214ZM213 100V102L215 103V101ZM233 100V99H232ZM147 101V100H146ZM173 101H175V103H173V106H174V104H176L177 103V101H176V99L175 100H173ZM179 101H183V102H187L188 103V101H185V100H179ZM255 101V100H254ZM253 101V102H254ZM43 101H41V103H42ZM163 103V100L161 99L160 100V103ZM165 102V101H164ZM233 102H234V100H233ZM236 102V101H235ZM133 103V102H132ZM150 103V102H149ZM149 103H147V104H149ZM159 104V101H156V103H154V104ZM172 104V101H169L167 104ZM187 103H184V105H186V106H184V105H182L183 107H184V109L185 110H190L188 107V104ZM241 103H237V105H239V104H241ZM249 103V104H248ZM146 104V108H145V111L147 110V107H148V105ZM151 104V103H150ZM189 104H190V102H189ZM41 105V104H40ZM116 105H117V103L115 104V106H114V108L116 107ZM130 105L131 104H129V106H128V110L130 109L129 107H130ZM135 104H132L131 106H134ZM165 105H166V102H165ZM120 106V105H119ZM150 106V105H149ZM158 106V105H157ZM168 106H170V105H168ZM172 106V107H173ZM181 106V102H180V105H179V107ZM241 106V105H240ZM240 106H237L238 107V109H239V107ZM171 107V106H170ZM169 107V108H170ZM171 107V108H172ZM186 107V108H185ZM216 107V106H215ZM222 107V106H221ZM224 107V106H223ZM223 107H222V110H223ZM237 107H234V108H237ZM241 107H243V104H242V106ZM122 107H120L119 109H121ZM131 108H133V107H131ZM226 108V107H225ZM33 109V108H32ZM118 108H115L114 110H117ZM118 109V110H119ZM125 109H127V106L125 107ZM125 109H123V112H124V110ZM135 109V108H134ZM218 109H220V107L218 108ZM247 109V108H246ZM113 110V109H112ZM113 110V111H114ZM117 110V111H118ZM128 110H125V112H127ZM131 110V109H130ZM142 110L144 111V107H142ZM150 110V109H149ZM176 110V109H175ZM178 110H180V109H178ZM214 111H213V114H210V115H207V118L206 119H208V120H212V121H210V123H212L213 124V126H214V124L216 125V119L215 118H217V116L219 115V114H221L222 113V110L220 109V110H217V109H213ZM240 110V109H239ZM244 110V109H243ZM116 111V113H115V111L114 112H112V113H114L116 116L118 115L117 113H119V111L117 112ZM173 111H174V108H173ZM210 111H212V110H210ZM122 111H120V113H121ZM131 112L132 111H130V112H127V113H125V115H128V118H127V120H126V123L127 124H125V125H127V126H129V128L130 129H132V133H133V130H134V132L137 134V137H136V141L137 142H135V143H133V142H131V144H134V145H131L132 147H129V149H127L128 147H126L125 149H126V152L123 154L122 153V155L121 156H123V157H119L118 156V154H117V159L120 161V163H117V161H116V165H114V166H112V167H114L113 169H112V172H114V173H116V174H118V172H121V173H125V174H127V175H129V177L131 176V179H133V180H135V179H138L139 177H140V175H139V173H141L142 172V170L144 171V169L142 168V167H144L145 165H147L146 164V162H148V159H149V157H150V159L152 160L153 158V163L152 164H150L149 165V167H148V165H147V168H150V167H152L151 169H150V172H151V174L149 175V179L151 180L150 182L149 181H147L148 179H146V181H147V186H148V182H149V184L151 183V184H154L155 186H156V189H160V190H163V193H165V194H168L169 195V193H171V190L174 188V185H175V182H174V175L173 174H175V172H179V173H184V171H185V173H186V171H187V173H188V176L189 177H192V179H193V183H194V185L193 186H189L188 185V183L186 182V183H184V187H182V188H180V187H178V188H180L179 189V191H178V188H177V193H178V195H173V199H171L170 200V204L168 205V201H167V205L168 206H166V204H165V206H164V208H160V209H157L156 207H157V205H155V204H152V202L153 201H151V202H149V200H148V203L147 202H142V203H144V204H142V203H140L141 204V206H142V217H150L151 216V213H150V211H152L153 210V212H152V214L154 213V210H155V212H156V215H157V219L159 218V220L162 218L163 220L162 221H164L165 223L163 224V226H161V228H160V225L158 224V222H159V220L154 224V227L153 228H146L144 231H141L140 232V230L139 231H137V226H136V222L134 223V222H132V223H130V222H128L127 220V222L129 223V224H127V222H125L124 224H122L121 222V224H120V226H119V228L118 229H115V232L117 233V231H119L118 232V234H115L114 232H113V235H112V233H111V230H108L107 232H109V233H106V235H108L109 237H111V239H112V236H114L115 237V235H116V239L114 240V241H116L115 243H116V245H114V241H113V243H112V246L113 247H111V244H110V240H108L107 238V243H108V241H110L109 242V245L106 243V239H105V237H108V236H106L105 235V237L103 238V240H102V234H101V236L99 235L98 237H99V239H101L100 241H98V240H96V241H93V243L90 245H87V251L86 252H84L85 251V249H84V251H82V253H81V255L82 254H84V255H82V257H80L79 255H77L78 254V250L77 251H75V252H77V253H74V254H72L70 251L69 252H67L66 250H65V252L64 253H66L67 252V256H69L70 257V255H71V257H72V255H73V257L72 258H74V260L75 259H77V261H79L78 259H81V261L79 262L80 264H177V263H179L178 262V260H180V262H181V260L182 259H184V257H183V254H184V256H185V254L186 255H188L189 256V259H190V257H191V259L190 260H188V262H189V264L191 263V264H209L211 261V263L210 264H213L215 261H213V260H216V262H215V264H237V261L240 259V257H241V254H243V251L245 252V251H249V249H248V247H247V244L246 243H242L241 242V240H242V238H243V236H245V235H243L244 233H246V232H250V231H252V233H257V231H258V229H257V227L256 226H258V224L262 221V225H261V223H260V225H261V227H263L264 228V160H263V156H262V154L264 153V142H263V144L262 143H259L257 146H258V148L256 147H253V142H256L257 141V137H256V135L257 134H253V136H252V134L250 135V133H249V135H247L246 137H245V135L243 136V132L245 131V128H246V124H248V123H246V118H244V117H241V121L243 120L242 118H244V121H245V125L242 123V125H240V126H238V127H235L234 129L235 130H231L230 131V135H231V137H232V139L231 140H221V141H223V146H222V148H224V150L222 149V150H219V151H213V146H211L210 147V149H208V150H206V153L208 154V158H210V162L209 161H205L204 159V161H202V162H199L198 164H200L199 166L197 165V167H190L192 164H195V163H190V166L188 167L187 165H189V164H187L186 165V163L187 162H189L190 161V159H189V156L187 155V154H184L183 155V159H181V162H179V159H177L178 160V164H176L175 165V163H176V161H174V163H171V165H169V164H167V163H165V161H162V159L161 160H157L156 159V155L155 154H158L159 155V151H161L162 149H165V147H166V145H167V147L168 146H170V148H172L171 146H173L172 144L173 143H171V144H169L168 145V142H170L171 140V142H174L173 140L174 139H176L175 138V136H176V134H174L173 133V135H169L170 136V141H168V139L169 138H167V140L165 139L166 137H169L168 136V134L171 132H169V133H167L168 132V130H167V132H164V137L165 138H163V137H159V138H157V140H156V138H155V141L154 142H151L152 140H150V139H153V138H151L152 137V129H154V124L156 125V127H157V124L156 123H160V125H161V127H162V125H164V124H166V122L164 123V120L163 121H159V120H155L154 119V121H152V122H149L148 123V120L146 119V118H148L149 119V117H147L148 115H150V114H148L147 115V111H146V118H143L142 116V118L140 117V115L139 114H137V113H133V114H131ZM135 112V111H134ZM236 112V111H235ZM138 113H140V112H138ZM177 114H178V112H176ZM179 113H181L180 115L178 114V116L177 117H180L178 120H177V122H176V120H175V122L174 123H172V119H173V117L169 120L170 122H169V125H167L166 124V127H167V129L169 128V126L172 128V129H174V131L175 130H177V128H179V122H180V119H182L181 117H183L184 118V115L187 113V112H180L179 111ZM193 113H196V112H193ZM43 114V113H42ZM41 114V115H42ZM107 114V113H106ZM105 114V115H106ZM110 113H108V115H109ZM114 114H111V115H109V117L110 118H116L117 120H120V122H121V119L120 118H118L119 117V115H121V114H119L117 117H114L115 115ZM40 115V116H41ZM108 115L106 116V118H108ZM139 115V116H138ZM157 116H159V115H157ZM175 116V115H174ZM220 116V115H219ZM120 117H122V116H120ZM125 117V116H124ZM138 117L140 118V119H142V120H144L145 121V124H143V123H141V124H143V125H141L140 123H139V119H138ZM188 116H186L185 118L186 119H188L187 118ZM191 117V116H190ZM263 117V116H262ZM101 117L99 116L98 117V119H100ZM109 119V118H108ZM125 119V118H124ZM123 119V120H124ZM146 119V120H145ZM190 119V118H189ZM218 119V118H217ZM106 120V119H105ZM161 120V119H160ZM167 120V119H166ZM172 120V121H171ZM191 120V119H190ZM107 121V120H106ZM109 121V120H108ZM115 121V120H114ZM143 121V122H144ZM147 121V122H146ZM150 121H151V119H150ZM157 121V122H156ZM159 121V122H158ZM185 121V120H184ZM191 121H194V119L193 120H191ZM98 122V124H99V121H97ZM96 122V123H97ZM161 122H163L164 124H161ZM196 122V121H195ZM240 122V121H239ZM39 123V122H38ZM115 123V122H114ZM122 123V122H121ZM139 123V125L141 126V128L140 129H138V127H137V130H136V126H137V124ZM204 123V122H203ZM202 123V125H204ZM208 124L207 123V125H211V124ZM221 123H222V121H221ZM221 123H219V124H221ZM241 123V122H240ZM30 124H34V126H36V125H38L37 124V122H36V120L34 121H31V123ZM182 124V123H181ZM180 124V125H181ZM218 124V125H219ZM136 125V126H135ZM218 125H217V127H218ZM245 127H244V126ZM33 126V125H32ZM33 126V127H34ZM159 126V125H158ZM185 126V125H184ZM206 126V125H205ZM222 125H220V127H221ZM165 127V126H164ZM165 127V128H166ZM181 127H182V125H181ZM210 127V126H209ZM4 128V125H3V122L0 120V131L2 130ZM104 128V127H103ZM210 128H212V126L210 127ZM214 128H215V126H214ZM116 129H117V127H116ZM184 129H186V130H189L190 131V129H191V127L189 128V126L187 127L186 126V128H184ZM219 129V128H218ZM154 130H157V129H154ZM163 130H166V129H162V133H163ZM182 130V129H181ZM193 129H191V131H192ZM215 130H216V128H215ZM244 130V131H243ZM194 131V130H193ZM256 131V130H255ZM113 132V131H112ZM173 132V131H172ZM177 132H178V130H177ZM166 133H167V136H165L166 135ZM248 134V132H247V128H246V131L244 132V134ZM255 133V132H254ZM258 133V132H257ZM106 134V133H105ZM105 134H104V136H103V134H102V136H101V138H100V142L101 143H106L105 141H107V139L106 138H108L109 139V136H110V138H113L114 136H116V134H114L112 137H111V133H108L107 135H108V137H105ZM110 134V135H109ZM179 134V133H178ZM180 134H183V132H181ZM106 135V136H107ZM123 135V134H122ZM187 135H188V133H187ZM228 135H229V133H228ZM103 137H105V139L106 140H103L104 138ZM117 137V136H116ZM123 137V136H122ZM180 137H181V135H180ZM182 137H183V135H182ZM190 137V136H189ZM192 137V136H191ZM243 137H245V138H243ZM254 137H256V139L254 138ZM96 138V137H95ZM94 138V139H95ZM162 138H163V140H162ZM228 138V137H227ZM235 138V140H233ZM260 138V137H259ZM262 138V137H261ZM116 139H118V140H122V139H120V137L118 138H115V140ZM165 139V140H164ZM185 139V138H184ZM210 139V138H209ZM110 140V139H109ZM109 140L107 141V142H109ZM113 141H114V139H112ZM111 140V141H112ZM126 140V139H125ZM154 140V139H153ZM192 140V139H191ZM215 140V139H214ZM258 140H260V139H258ZM95 141V140H94ZM104 141V142H103ZM109 142L110 144H114V142ZM127 141V140H126ZM165 141H167L166 143H165ZM177 141V140H176ZM179 141V140H178ZM182 141V140H181ZM198 141V140H197ZM196 141V142H197ZM200 141V140H199ZM210 141V140H209ZM208 141V142H209ZM212 141V140H211ZM236 141V142H235ZM97 143L99 142V141H96ZM100 142H99V144H100ZM192 142H193V146L194 147H196L197 146V144H199L198 142L196 143L194 140H192ZM220 142V141H219ZM219 142H217V143H219ZM238 142V143H237ZM259 142V141H258ZM175 143V142H174ZM214 143H216V142H214ZM235 143V144H234ZM120 144V143H119ZM213 144V143H212ZM105 145V144H104ZM104 145H103V147H104ZM115 145H118V143H115ZM107 147H108V143H107V145H106ZM112 146H114V145H112ZM191 146V145H190ZM218 146L219 145H217L216 147V149H218ZM111 147V146H110ZM110 147H108L109 149L108 150H110ZM194 147H193V149H194ZM122 148H124V147H122ZM214 148H215V146H214ZM103 149V148H102ZM120 149V148H119ZM124 149V150H125ZM147 149H149V150H151V152L150 153H152V150H159L158 151V153H157V151L155 152L154 151V155H151V154H147V153H145V150H147ZM172 149H174V148H172ZM188 149V148H187ZM189 149H191V147H189ZM106 150H107V148H106ZM166 151L165 152H163V153H165V154H162V155H167V154H169L170 153V151L169 150H171V149H169V147H168V149H165ZM175 150V149H174ZM113 151V150H112ZM114 151H116V149L114 150ZM167 151H169V152H167ZM184 151V150H183ZM240 151H244V155L242 156V158L244 157V159L242 160V158H237V156H238V153L240 152ZM102 152H103V150H102ZM102 152L100 153L101 155H103L102 154ZM119 152V151H118ZM117 152V153H118ZM221 152V153H220ZM241 152V153H242ZM104 153H105V149H104ZM173 153V152H172ZM205 153V152H204ZM205 153V155H207ZM107 154V153H106ZM112 154H114V153H112ZM174 154H176V153H174ZM105 155V154H104ZM108 155V154H107ZM107 155H105V156H107ZM120 155V154H119ZM146 155L147 156H149V157H147V158H145L146 157ZM204 156V155H203ZM151 157H153V158H151ZM172 158V157H171ZM206 158V157H205ZM207 158V159H208ZM156 159V160H155ZM154 160H155V163H154ZM202 160V159H201ZM150 161V160H149ZM150 162H152V161H150ZM170 162H172V159L170 160ZM237 162H240V164H241V166H240V169H238L239 168V166L237 165ZM109 166V164H107V167ZM154 166V167H153ZM196 166V165H195ZM106 167V169L108 170V168ZM109 167H111V166H109ZM145 168V167H144ZM105 169V170H106ZM109 169H111V168H109ZM147 171H149L148 169H146ZM141 171V172H140ZM146 171V172H147ZM98 172V171H97ZM100 172H102V171H100ZM99 172V173H100ZM110 172V171H109ZM109 172H107V174L109 173ZM91 173L92 172H90V174L88 173L87 174V176L88 175H90L91 176ZM95 173V172H94ZM99 173H98V175H99ZM104 173V172H103ZM103 173H101V175L103 174ZM148 173V172H147ZM86 174V173H85ZM100 175V176H101ZM92 176H94V175H92ZM97 176V175H96ZM99 177V176H98ZM187 177V176H186ZM94 178V177H93ZM121 178V177H120ZM87 179H89V178H87ZM96 179V178H95ZM130 179V178H129ZM128 179V180H129ZM142 179H145V178H142ZM187 179H188V177H187ZM94 180V179H93ZM186 180V179H185ZM191 180V179H190ZM89 181H91V180H89ZM120 181V180H119ZM142 181V180H141ZM140 181V182H141ZM144 181V180H143ZM145 182V181H144ZM144 182H141V183H143L142 185L144 186V189L145 188H147L148 189V187L147 186H145V184H144ZM181 183H182V179H181ZM180 183V184H181ZM126 184H127V182H126ZM179 184V183H178ZM185 184H186V186H185ZM181 186H183V184H181ZM123 187H126V186H124L123 185ZM123 187H121V188H123ZM140 187H141V185H140ZM107 188V187H106ZM105 188V190L103 191L104 193H103V197H102V199L103 198H105V197H110L109 198V200L111 199V196H114L113 197V199L115 198V199H121V197H120V195H119V192L118 193H116L115 191H113L112 193L110 192V190H107ZM142 188V187H141ZM125 189H127V188H125ZM125 189H123L124 190V194H126V190ZM176 189V188H175ZM131 190V189H130ZM160 190H159V192H160ZM158 191V190H157ZM146 192V191H145ZM155 192V191H154ZM129 193V192H128ZM144 193V190H140L139 188H135V189H133V191H132V193L130 194V197L135 201V202H137V201H143V198L142 199H140L139 200V196L140 195H142ZM147 193V192H146ZM114 194H116V195H114ZM119 196H118V195ZM128 195V194H127ZM156 195H157V192H156ZM156 195L154 196V200H155V197H156ZM168 195H166L165 197H167ZM102 196V195H101ZM100 196V197H101ZM116 196V197H115ZM158 196V195H157ZM163 196H164V194H163ZM141 197H143V196H141ZM140 197V198H141ZM98 198H99V196H98ZM97 197H96V199H98ZM126 198V197H125ZM157 198V197H156ZM159 198V197H158ZM170 198H172V197H170ZM99 199H101V198H99ZM99 199L98 200H96L97 202H99ZM113 199H111L110 201H113ZM144 199H146L145 197H144ZM150 199V198H149ZM105 200L106 201H108V198L106 199L105 198ZM124 200V199H123ZM125 200H128V198H126ZM152 200V199H151ZM156 201H158V199H156ZM109 202V201H108ZM138 202V203H139ZM98 204L99 203H95V202H93V203H87L86 205H85V207L88 209V210H86L85 212L87 213V211L89 212V214H88V216H87V218H86V221H83L84 220V217H83V219H81V220H79V219H75V221H77V220H79V222H83L84 224H85V226H87V228L89 229V226H91L92 224V220L93 219H96L97 221H100V219H102V218H97V217H101L100 215L99 216H97L98 214ZM118 205V204H117ZM121 205H122V203H121ZM154 205H155V207H154ZM84 207V208H85ZM141 208V207H140ZM139 208V209H140ZM113 211H115V212H117V214H121L122 213V209H117V208H114V209H111L110 207H108L107 209H106V213H107V216H109V215H111L112 213H113ZM104 212H105V210H104ZM106 213H104V214H106ZM149 213H150V216H149ZM100 214H102V213H100ZM103 214V215H104ZM155 214V213H154ZM87 215V214H86ZM138 215V214H137ZM257 215H260V219H261V221H259V223H258V221H254V223L256 222V224H254L253 223V221H252V218L254 219V217L256 218L257 217ZM153 216V215H152ZM112 217V216H111ZM110 217V218H111ZM133 217V216H132ZM81 218V217H80ZM112 218H114V216L112 217ZM104 219V218H103ZM138 219V218H137ZM146 219V218H145ZM144 219V220H145ZM95 220V221H96ZM104 220H106V219H104ZM111 220H113V219H111ZM150 220V219H149ZM258 220V219H257ZM97 221H96V223H97ZM125 221V220H124ZM133 221H134V219H133ZM146 221V220H145ZM78 222V223H79ZM102 222H104V224H106L105 223V221H102ZM149 222V221H148ZM147 222V223H148ZM82 223V224H83ZM153 223H154V221H153ZM91 224V225H90ZM101 224H103V223H101ZM114 224V223H113ZM112 223H111V225H109V223H108V225L111 227L112 225H113ZM133 224H135V225H133ZM162 224V223H161ZM107 225V224H106ZM116 225H119L118 223H116ZM159 225V226H158ZM66 226H68L67 224H66ZM85 226H83V227H85ZM98 226V225H97ZM108 226V227H109ZM64 227H65V224H64ZM64 227H60L61 229H62V231H64L63 230V228ZM69 227V226H68ZM67 227V229H69ZM83 227H81V228H83ZM109 227V228H110ZM118 227V226H117ZM116 227V228H117ZM261 227H260V230H262L261 229ZM66 228V227H65ZM71 228V227H70ZM91 228V227H90ZM92 228H95V226L94 227H92ZM103 228H106V226L105 227H101V229H103ZM59 229V228H58ZM77 229H78V227H77ZM101 229H99V230H101ZM106 229H108V228H106ZM112 229V228H111ZM70 230V229H69ZM84 230V229H83ZM94 230V229H93ZM92 230V231H93ZM96 230V229H95ZM62 231H60L59 230V232H61L62 234H63V232ZM80 232H81V230H79ZM103 231V230H102ZM75 232V233H74ZM98 232H100V231H98ZM259 232V235H253L254 237V239H252V244L250 245L251 246V248H252V251H255V252H257L258 251V253H256L257 255L261 252V249H264V241L262 240V238H260L261 236H264V229L262 230V231H258ZM57 233V232H56ZM70 233H74L73 234V237L72 238H75V237H77V234H79L78 232H77V230H71V231H69V233L67 232V233H64L65 235H64V237H66L67 239H71V237L69 236L70 235ZM82 233V232H81ZM83 234V233H82ZM105 234V233H104ZM115 234V235H114ZM72 235V234H71ZM79 235H81V234H79ZM57 236H59L60 238H61V236L59 235V233L56 235V237ZM75 236V237H74ZM56 237H54V239L56 238ZM70 237V238H69ZM60 238H59V240H60ZM62 238H63V236H62ZM91 239V238H90ZM110 239V238H109ZM155 239H157V241L158 242H164V241H167L168 242V244H167V248L165 249V247H164V249L162 250V251H160V249H158L159 251H157L156 249H154L153 248V246L154 245H152L151 244V241H155ZM256 239V241L255 242H253L254 240ZM81 240H82V238H81ZM118 240V241H117ZM161 240V241H160ZM62 242H63V240H61ZM80 241V240H79ZM78 241V243H79V245L83 242L84 243V245L86 244L84 241L85 240H83L82 242L80 241L79 242ZM90 241V240H89ZM243 241V240H242ZM51 242V241H50ZM48 242H46L45 243V245H44V247L46 246V244H47ZM53 242H51L50 244H52ZM56 243H58V242H56ZM66 243H68V240H66ZM65 243V241H64V245L66 244ZM73 243V242H72ZM83 243L81 244V246H79V248L82 250L83 248H82V246L84 247V245H83ZM248 243V242H247ZM62 244V243H61ZM62 244V245H63ZM69 244V243H68ZM68 244H66V245H68ZM71 244V243H70ZM119 244V245H118ZM166 243L164 242V245L163 246H166L165 245ZM59 245H60V243H59ZM71 245H73V244H71ZM61 246V245H60ZM68 246H70V245H68ZM88 246H89V248H88ZM114 246H117V247H114ZM249 246V247H250ZM44 247H43V252H42V254L43 253H45L44 252V250H46V247H45V249H44ZM51 247V246H50ZM50 247H47L48 248V250H50V252L48 253V250H46L47 251V253L49 254V258H50V254H51V251H52V249H50ZM53 253H52V255H51V259L52 260H54L55 262H57L56 264H59V262H61V264H68L70 261L68 260V257H64V255H66V254H63L62 253V250L64 251V248L63 247H59L58 246V244L56 245V246H54L53 245ZM63 248V249H62ZM71 248V246L69 247V249ZM66 249V248H65ZM74 249H75V246H74ZM259 249V250H258ZM73 250V249H72ZM156 250V251H155ZM239 250H241V251H239ZM257 250V251H256ZM30 251V250H29ZM39 252V251H38ZM206 252H208V254H206ZM241 252V253H240ZM70 255H69V254ZM41 254V255H42ZM181 255H182V257H181ZM42 257V256H41ZM80 257V258H79ZM38 258V257H37ZM43 258V257H42ZM67 258V259H66ZM71 258V259H72ZM8 259V258H7ZM45 259H47V256L45 257ZM51 259H49V262H50V264H52V260ZM73 260V259H72ZM209 260H211L210 262H209ZM12 261H14V260H12ZM18 261H21V259H19ZM8 262V261H7ZM17 262V261H16ZM44 262H46V260L44 261ZM188 262H187V264H188ZM40 263V262H39ZM42 263V262H41ZM18 264V263H17ZM36 264H37V260H36ZM46 264V263H45ZM48 264V263H47ZM75 264H77V263H75ZM181 264V263H180Z\"/></svg>",
    "mask_w": 264,
    "mask_h": 264
}]
</instances>
